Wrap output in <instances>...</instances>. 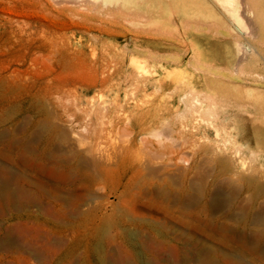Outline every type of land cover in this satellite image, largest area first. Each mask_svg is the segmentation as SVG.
<instances>
[{
	"label": "rangeland",
	"instance_id": "374dc122",
	"mask_svg": "<svg viewBox=\"0 0 264 264\" xmlns=\"http://www.w3.org/2000/svg\"><path fill=\"white\" fill-rule=\"evenodd\" d=\"M235 1L242 25L215 0H0V179L31 200L0 203V264H168L145 246L172 228L264 264V0ZM42 183L103 207L99 234L41 227Z\"/></svg>",
	"mask_w": 264,
	"mask_h": 264
},
{
	"label": "bare ground",
	"instance_id": "6f19581e",
	"mask_svg": "<svg viewBox=\"0 0 264 264\" xmlns=\"http://www.w3.org/2000/svg\"><path fill=\"white\" fill-rule=\"evenodd\" d=\"M215 2H217L230 15V17L235 20V22H238V23L241 24V20H240V18L238 16V13H237V8H236L237 5H236V1L235 0H215ZM240 24H239V26H240ZM237 26L238 25L236 24V28H238V31H240L243 34L242 29H240V27L239 26L237 27ZM250 48H251V46H249V48L247 47V49L252 52V48L251 49ZM1 82H5L4 83L5 85H7L9 83V81L5 80V78H2ZM52 133L53 132H50L49 135H52ZM54 160H52V163H54L53 162ZM226 163H227L226 160H220V165H221L222 168H225ZM52 168L55 170L54 167H52ZM131 170L135 174H138L139 171H140V167L139 166H134V167H131ZM220 173H225V170L221 169ZM69 175L63 174L62 177L66 178L67 180H69L70 176H71V175L70 176ZM2 180H4V179L3 178L0 179V203L5 201L6 204L9 207L10 206H15L17 204H22L21 206H23L25 202H27L29 205H31V203H30L31 200L27 199V197L29 195L26 197L22 190H20L18 192L16 190V188L12 189L11 188L12 185H10V183H9L10 181L7 183L6 182L7 180L6 181H2ZM59 187H60V185L51 186V185H49L47 183H42V188H43L44 192L46 193V191H49V192L53 193L54 196L56 197L55 199L57 201L55 202L54 210L51 209L52 211H49L50 210V208H49L47 213H45V215H43V221L41 222V224H43V225L41 227H46L47 224L50 223V224H52V227H50V230L49 229L48 230L51 233L54 232V230H52V229H57V230H59V232L61 231L60 229H62L63 232L65 231V232L75 233L77 228H79V229H83L86 232H89L91 235H94V236L98 235L99 232H100L99 231V227L101 225V221L99 220L100 215H103V218H106L105 221L108 219V216H105V212H103V207H93L92 208V207L89 206V208H85L88 204L86 202H84V199L82 197L78 198L77 200L75 199L74 201H71L70 207H69V205L68 206H64L63 205L64 197H62V195H61V193L59 191ZM38 188H40V187L38 186ZM29 192L30 193L32 192V185H31V189L29 190ZM261 193H263L262 190L257 188L255 190V196H254L255 198L254 199L256 200L257 197L261 195ZM26 194H27V192H26ZM184 198H185V194L182 195L183 202H182L181 208L186 210L188 207L191 206V203L188 202L186 199L184 201ZM20 200H21V202H20ZM173 207L174 206H167L166 207V213L167 214H169V213L171 214L173 212L172 211ZM149 209H151L150 206H149ZM181 222L185 226H192L193 230L195 232L202 231L200 223H190V221H188V220L181 221ZM256 224H257V222H256ZM219 230L226 231L227 229H225L224 227H221V229H219ZM171 232H172V234L175 235V237L172 238V242H170V243L162 242V243H158L156 246H154L151 243H148V244H146L145 248H147V249L152 248L154 250V253H156L155 255L157 257H161L162 260L167 262L168 264H207L206 260H207V257L209 255H207V251L205 252V250L200 248V242H199V240L197 239V237L194 234L182 233V232H179L177 229H173V228H172ZM44 233H45V231H44ZM47 234H48V232H47ZM51 235H49V237H51ZM85 236H86V234H85ZM37 237H39V235ZM45 238L48 240V236L45 237ZM117 238H118V233H117V235H115V237L106 235L105 242H106L107 246L114 245L116 243V239ZM38 240L41 241L40 239H38ZM43 240H45V239L44 238L42 239V241H41L42 243H43ZM49 240H52V237ZM34 241H33V243H34ZM49 242H48V245L50 244ZM7 243L9 244V241ZM29 244L30 243H25V242H21V241H17V242H12L11 241L10 244H9V247H10L9 249L10 250L12 249V252L15 253V254L19 253V251H23L25 254H34V253H32L33 250H32L31 244L30 245ZM36 244H39V243L36 242ZM62 244H63V242H62ZM41 245H43V244H41ZM54 245H55V243H54ZM180 245H181V247H179ZM142 246H144V244H142ZM255 246L256 245H254V247ZM251 247H253V245H251ZM251 247H250V249H251ZM119 248H120V252L126 253V250L122 249L120 246H119ZM256 248H257V246H256ZM167 249H169L168 250L169 253H167L165 256H162V253L164 251H166ZM263 249L261 251L262 255H264V250ZM181 250L184 252V255H183V259L184 260L183 261H181V256H180V251ZM257 251H258V249H257ZM57 252H59V251H57ZM21 254H22V252H21ZM107 255H109L108 258L112 257L114 259H100L101 264H115V263H119V262H122V264H124V258H123L124 256H122L121 253L117 254V256H111L109 253ZM114 255H116V253H114ZM257 255H259V253H257ZM41 256L42 255H40V257ZM38 257L39 256H37L36 258H38ZM75 260H76V258H75ZM111 260H113V261H111Z\"/></svg>",
	"mask_w": 264,
	"mask_h": 264
}]
</instances>
